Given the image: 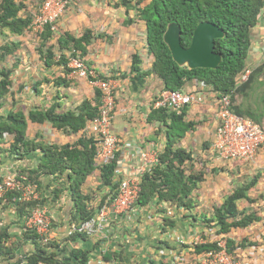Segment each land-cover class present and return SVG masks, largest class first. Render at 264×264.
<instances>
[{"label": "crops", "instance_id": "obj_1", "mask_svg": "<svg viewBox=\"0 0 264 264\" xmlns=\"http://www.w3.org/2000/svg\"><path fill=\"white\" fill-rule=\"evenodd\" d=\"M67 1L66 11L57 23L58 30L52 32L50 40L45 42V48H41L40 35L28 29L23 34L5 30L6 35L1 36L0 48L6 44L16 45L14 52L8 54L0 64V68L5 67L11 71L12 79L10 90L3 99L4 107L0 115L7 116L11 111L23 112L28 120L27 138L38 144L63 146L76 144L80 139L88 138L86 132L89 123L85 129L77 133H66L49 122L31 121L29 112L55 107L57 113H65L77 110L85 100L93 101L95 104L94 100L99 90L90 80L67 71L71 67H65L61 58L63 54L68 58L70 51L60 49L58 44L61 35L69 33L79 38L87 30H91L96 38L87 45L86 53L82 58L89 67L97 71L98 75L109 77L116 83L117 106L114 132L121 140L118 153L122 163L120 168L137 174L143 164L141 151L148 150L160 156L167 144L164 124L160 120L148 119L154 109V100L164 90V84L158 75L151 72L154 56L148 47L146 22L139 17L137 0H129L130 3L127 5L121 4L120 0ZM24 5L20 15H30L31 12L27 9L34 8L32 0H24ZM100 35L101 37H98ZM50 48L53 49L54 58L50 64H47L45 54ZM135 54L142 59L141 71L147 74L141 79H138L135 73L131 74ZM263 62L264 7L259 15L258 24L252 29L247 66L257 68ZM184 90L199 91L203 101L188 108L186 120L200 123L195 130L186 132L177 143V147L191 152L193 157L203 159L208 164L210 162L211 165H228V173H224L223 177L226 174L228 179L225 180L235 183L236 188L252 180L256 181L248 192L249 199L240 201L250 202L254 209L262 207L261 211L255 212L247 208V211H244L243 205L248 204L240 201L238 210L241 214L254 212L259 220L246 228L237 227V229H245L248 235L260 239L264 235V166L260 173L250 174L246 172L245 167L240 166L246 164L244 162L223 163L211 146L217 126L216 93L201 87L197 80L188 81ZM12 142L11 136L8 139L3 136L5 149H8ZM38 150V154L32 159L24 160H17L9 150L0 153V161H2L0 175L6 176L18 171L23 173L27 171L25 169L37 168L41 153V150ZM257 163L262 165L264 163V145L258 151L255 161L250 163L253 164L250 167L258 168ZM232 171L238 173L232 174ZM67 177L65 173L61 181L66 182ZM43 180V185L37 188L39 198L49 196L46 207L49 210L53 229L56 231V237L51 243L62 244V248H53L55 251L59 250L60 256L68 255L65 250L68 244L70 248L90 250L91 257L88 264H180L179 257H182L187 264H199L200 254L195 250V236L201 235L208 242L215 240L217 236L216 223L212 221L214 216L211 219L208 215L207 222H211L205 223L202 205L192 207L193 209L175 206L173 214L169 216L166 213L173 207L171 203L154 201L148 205H137L130 217L112 216L107 228L108 240L88 237L69 243L66 240L67 231L73 222L75 212L72 194L64 188L54 199L53 190L58 180L49 176L44 177ZM211 180L208 178L209 182L204 185V188L207 186V190ZM102 184L101 170L96 169L82 185L83 194L91 196L93 206L96 208L111 193V187ZM203 189L196 192L201 199ZM167 219L169 221H166ZM172 220L173 222L170 223ZM26 226L27 221L20 217L15 209L7 204L0 205V232L6 231L9 234L3 246L14 249L13 257L0 252V264H29L27 257L35 250V243L23 238V230ZM228 234L230 236L231 231ZM103 252H105L104 256ZM105 255H109V259ZM255 258L262 260L264 251L259 252Z\"/></svg>", "mask_w": 264, "mask_h": 264}, {"label": "trees", "instance_id": "obj_2", "mask_svg": "<svg viewBox=\"0 0 264 264\" xmlns=\"http://www.w3.org/2000/svg\"><path fill=\"white\" fill-rule=\"evenodd\" d=\"M123 5L129 4V0H120ZM136 8L139 17L146 22L147 40L149 51L154 56L152 73L158 75L163 81L164 89L172 91H185L184 86L188 81L198 80L206 83L207 87L216 93L218 97L234 96L246 87L258 75L264 76V62L257 68H251L252 72L248 80L240 83L242 74L249 68L247 59L251 49L252 29L258 24L259 15L264 7V0H137ZM25 7L24 0H0V37L6 35L5 30L11 33L23 34L31 24L33 16L20 15ZM202 21H210L219 25L225 31V37L216 40L215 51L222 55V62L216 69L196 68L180 66L174 61L169 46L164 40V34L171 23H177L182 28L181 42L184 47H189L195 29ZM51 26L48 25L45 32L40 35L41 48L52 37ZM98 37H101L98 36ZM96 36L91 30H87L81 37H74L69 33L61 35L58 39L60 49H67L72 55L78 52L86 53V47ZM16 44H6L0 48V64L7 55L14 52ZM47 64L53 61V49L50 48L45 54ZM61 62L68 68V58L62 55ZM142 59L139 55L133 56L131 74L135 73L138 79L146 76L141 71ZM68 72L71 69H67ZM104 77V76H101ZM63 82V81H62ZM62 82H58L61 84ZM67 84V83H66ZM12 85L11 71L5 67L0 68V111L4 107L3 99L8 94ZM93 101L85 100L77 110L65 113H57L56 108L47 110H31L29 119L37 123L49 122L59 130L66 133H77L85 129L87 124L95 118L101 108L100 91ZM190 106H185L180 111L168 108H154L149 115V121L160 120L166 127L167 144L165 150L160 154L159 161L152 169L145 173L142 182V191L138 200L140 205H148L154 201L157 203L167 202L178 208L193 209L197 202V190L204 180L203 172H188L189 162H194L191 152L177 147V143L190 130H195L200 122L187 121L186 114ZM234 110L236 111L234 105ZM242 114V112H238ZM28 120L21 111H11L7 116L0 115V153L9 150L17 157V160L32 159L41 150L40 162L37 168H28L23 172L29 180L40 188L44 183V177L49 176L57 179L53 190L54 199L64 188L68 189L75 202L73 222H79L91 218L98 208L93 206L89 194H83L82 185L86 178L96 169L101 170L102 185L110 186V195H116L118 182L116 181V170L118 160L109 164L98 162L96 158V141L94 136L87 131L88 138H82L76 144H38L27 138ZM8 133L13 142L8 149L3 147L4 133ZM2 162V161H0ZM21 167V166H20ZM19 167V168H20ZM24 168V167H23ZM22 168V169H23ZM21 169V168H20ZM67 173L66 182L61 177ZM3 175H0V181ZM255 180L237 187L226 197L222 205L215 209L214 219L217 223L218 233H229L232 228H246L258 221L256 213L241 214L238 203L242 199H249L248 192L255 185ZM16 192H9L0 205L7 204L15 209L20 217L27 221L30 211L35 206H46L48 197L32 202L14 201ZM104 203V202H103ZM193 207V208H192ZM166 221H169L167 219ZM173 220L170 222L172 223ZM8 232H0V252L13 257L14 249L3 246L4 240L9 237ZM84 234L68 236L66 240L70 243L79 238L88 239ZM23 238L35 243V250L28 255L29 264H88L91 251L82 248H70L66 244L68 255L60 256L59 249L62 244L43 245L36 231L28 226L23 230ZM246 239L239 244L246 246ZM236 240L229 238V247L234 249ZM62 248V247H61ZM217 248L216 243L195 245L199 254L209 249ZM109 259V255H105Z\"/></svg>", "mask_w": 264, "mask_h": 264}, {"label": "built area", "instance_id": "obj_3", "mask_svg": "<svg viewBox=\"0 0 264 264\" xmlns=\"http://www.w3.org/2000/svg\"><path fill=\"white\" fill-rule=\"evenodd\" d=\"M67 0H44L33 16L28 28L33 33L43 34L48 25L51 31L57 32V23L66 11ZM68 66L71 67L73 75L86 78L100 91L101 108L98 115L89 122L88 132L94 136L96 141V158L98 162L109 164L118 160L116 170V181L118 187L116 195L108 196L96 213L89 219L72 222L68 228L67 236L84 234L89 237L108 240V225L110 219L115 215L130 217L134 208L139 205L138 200L142 191L143 176L149 172L159 161V156L151 151H141L143 164L139 172L133 174L127 169L120 168L122 163L119 157L121 140L114 132V121L116 115V90L117 86L113 79L101 77L97 71L89 67L80 53L76 56L70 54ZM252 72L251 68L242 74L240 83L248 80ZM201 87L207 88L206 83L199 82ZM203 100L199 91H172L163 90L154 100V107L168 108L180 111L185 106L201 103ZM217 126L212 142V150L223 163L241 161L244 163L252 161L257 152L264 145V128L248 116L237 113L233 108L231 95H223L216 98ZM5 138L10 135L4 133ZM38 186L29 180L27 174L20 171L3 176L0 181V201L11 191H15L14 201L32 202L39 200ZM167 215H172L175 205H172ZM27 226L34 229L40 237L43 245H49L56 237L53 229L49 210L46 206H35L31 209ZM217 236L213 241H206L201 235L195 236V245L216 243L217 248L209 249L200 253L199 264H264L262 260H256V255L264 251V235L258 242L246 243V246L235 243L234 249L229 247V238L226 233L215 232ZM103 252V256H104ZM180 264H187L179 257Z\"/></svg>", "mask_w": 264, "mask_h": 264}, {"label": "rangeland", "instance_id": "obj_4", "mask_svg": "<svg viewBox=\"0 0 264 264\" xmlns=\"http://www.w3.org/2000/svg\"><path fill=\"white\" fill-rule=\"evenodd\" d=\"M44 0H32L34 8L27 9L28 12H31L30 14L34 16L36 11L39 8V5L43 2ZM145 3L150 2V0H144ZM36 35V34H35ZM1 38V37H0ZM233 103L236 111L242 112L243 115L248 116L252 120H254L256 123L259 125L263 126L264 128V76L263 75H258L255 77L248 86L241 88V91L236 94L233 98ZM258 153V152H257ZM257 156V154H256ZM256 158V157H255ZM255 158L247 162L246 164L240 165L241 167H245L246 172H250V174H255V173H260L262 171V164L257 163L259 166L256 169L251 168L250 166L253 164H250L255 161ZM210 164V166H209ZM207 161H204L203 159H196L194 162H189L188 166V172H203L204 180L200 183V188L199 190L204 188V185L207 184L209 180L213 179L210 181V186L208 185V190L207 186L203 189V197L201 199V196L197 195V202L195 206H200L202 205V209L204 211L203 215L205 216L206 219H204L205 223L207 222V216L209 215L210 218L212 219L214 215V210L222 205L224 200L228 195L231 194V192L236 188L235 183H230L228 179L226 178L227 175L225 174V177H223L224 173H228V165H211V163ZM237 171H232V174H237ZM222 177V178H221ZM233 178V176H231ZM206 189V190H205ZM200 194L202 192L200 191ZM261 196V195H260ZM259 196V197H260ZM263 198V197H262ZM245 203L248 204L247 206L243 205L242 208H244V211L251 210L255 212H260L262 207L255 208L251 205L250 202L248 201H240V203ZM247 208V209H246ZM211 222V221H210ZM209 222V223H210ZM245 229H237L234 228L231 230V235L233 239L236 240V242L241 243L242 240L246 239L248 240V243H254L258 242L259 239L256 238L254 239L251 237V235H248L247 231L245 232ZM218 235H220L217 232ZM216 235V234H215ZM229 236V234H227Z\"/></svg>", "mask_w": 264, "mask_h": 264}, {"label": "water", "instance_id": "obj_5", "mask_svg": "<svg viewBox=\"0 0 264 264\" xmlns=\"http://www.w3.org/2000/svg\"><path fill=\"white\" fill-rule=\"evenodd\" d=\"M182 28L177 23H171L164 40L170 48L172 57L180 66L190 69H216L222 62V55L215 51L216 40L225 37V31L217 24L202 21L194 31L189 47L181 42Z\"/></svg>", "mask_w": 264, "mask_h": 264}, {"label": "clouds", "instance_id": "obj_6", "mask_svg": "<svg viewBox=\"0 0 264 264\" xmlns=\"http://www.w3.org/2000/svg\"><path fill=\"white\" fill-rule=\"evenodd\" d=\"M72 53H73V51L72 52H70V54L72 55ZM80 53V52H79ZM70 54H69V56H70ZM81 55V54H80ZM82 56V55H81ZM68 59H69V57H68ZM69 61V60H68ZM198 81V80H197ZM198 82H202V81H198ZM208 88V87H207ZM164 90H166V89H164ZM208 90H210L209 88H208ZM158 97V96H157ZM233 105H234V103H233ZM155 108V107H154ZM243 115V114H242ZM214 139V138H213ZM212 142H213V140H212ZM212 142H211V146H212ZM196 159V158H195ZM216 223V222H215ZM216 227H217V223H216V225H215V229H216Z\"/></svg>", "mask_w": 264, "mask_h": 264}]
</instances>
